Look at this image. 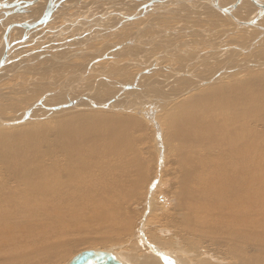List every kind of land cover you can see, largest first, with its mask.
<instances>
[{
	"label": "bare ground",
	"instance_id": "bare-ground-1",
	"mask_svg": "<svg viewBox=\"0 0 264 264\" xmlns=\"http://www.w3.org/2000/svg\"><path fill=\"white\" fill-rule=\"evenodd\" d=\"M2 1L4 0H0V3ZM8 1L9 0L5 2ZM198 1L199 0H146L143 3L140 1V8H136L134 12L128 15L121 9V11L114 8L111 10L109 9L110 11L103 9V5L102 10L107 11L94 14L98 17L96 21L97 24L101 22L99 25L105 26V29L102 28L100 31L103 32V35L97 38V40L101 42V40L108 41V38L111 39L112 33L104 36L106 33L104 31L111 27L108 26V20H110L111 17L120 16V26L131 21L128 24L135 23L133 25L134 27L141 28L142 25L147 23L145 22L146 16L153 19V15L162 16L164 13H170V11L167 10L169 6L165 7L164 13L160 11L165 2L166 4L172 2L175 4V7H180L182 4L186 6L187 4L189 5V9H191L190 4L195 8L196 2ZM235 1L236 0H220V5L228 7L233 5ZM262 1L264 2V0ZM42 2H45V6H43L45 7L44 11H46L48 0H38L33 5L25 7L19 13H13L15 8H7L0 11V28L3 29L0 41H2L4 37V45L0 42V46L4 47L1 53L2 55L4 54L7 44L9 43L10 45L6 64L0 69V72H3L6 67L10 66L8 63L11 58L10 55L15 53L14 48L16 47H14V45L18 43V41H20L19 44H21V41L23 42L21 45H29V42L26 43L24 41L31 38V41L36 42L41 39L48 30L50 32L59 30L57 28L58 26L51 28V25L55 22L56 10L58 9V0H54L55 7L48 22L30 30L26 29L23 33L24 35L21 36V39H16L17 41L10 39L11 34H13V31H18L17 29L21 27L23 28V25L21 27L16 25L6 36V31L10 24H23V22L33 24L42 17L45 12L41 9L43 15H39L38 18L33 20L29 18L34 12H40L38 10V12L34 11V8L38 7L40 9ZM102 3L99 4L102 5ZM110 4H112L111 1ZM105 5L109 6L107 4ZM64 7L65 6H63V8ZM173 7L170 10H173ZM62 9L60 11H63ZM213 9L215 12L216 9ZM257 10L258 7L254 2L251 0H243L233 14L235 17L242 20H252ZM10 12H12V14ZM157 12L162 14H157ZM200 12L202 11L200 10ZM9 13L12 16H10ZM218 13H220V11ZM94 15L92 17L90 16L91 18L89 21L94 20ZM188 15L187 13L186 16ZM223 15L226 17L227 21L225 20V23H220L219 21L221 19H219L217 22H219L220 26L217 29H224L226 32L211 36V32L206 29L209 26H205L206 28L204 29L194 24L191 30L194 34L197 33L201 35L200 39L195 41L196 38L193 37L195 39L191 38L186 41L184 40V45L182 47L178 48V46H176L177 48L175 50H177L178 53L172 51L168 53L165 52V54H155L152 57L149 55L151 60L149 59L150 62H147V64L138 60L133 61L137 66L139 65L142 67V71L143 68L147 70L153 69L154 73L159 72L163 74L162 76L166 77L167 75L170 76L171 79L175 77L177 84L181 86L176 92L174 91V94L177 96H171L170 94V98L167 101L166 98L168 99V96L166 98H161L162 100L155 97L144 98V95L139 94V89L135 88L137 80H139L137 77L134 81L135 83L130 86L120 80L111 79L112 81H106V84L102 83L100 87L97 83L98 78L96 79V77H94L93 79L97 81L90 90L87 83L90 81V75H92L94 71L92 64L109 56L107 55L104 57L107 53H102L104 55L96 57L94 62L88 65L87 73L85 70V72L74 71L72 75L74 82L72 84H67L71 77L68 74L65 76L64 80L53 85L55 90L52 91L49 90L50 88L46 87L47 89L38 93L39 97L37 96L38 98H34L35 100L32 103H29V105L27 104L25 110L22 112L23 114H19L17 117L2 118L1 115L3 114L0 113V130H6V128L22 126L24 124L27 125L29 121L33 122L35 120L44 119L45 115L47 117L53 115L51 117L52 121H57L55 118L61 115H63L61 118L68 115L74 116L59 121V123L54 125L55 135H57V138L53 140L55 171L50 163L52 155L43 157V159L38 161H36L37 156L31 157L25 155L21 164H17L15 167L11 166L9 170L3 166L4 158H0V168L6 172L8 171L7 175H3V178L0 179V264H64V259L72 252L73 248L81 245H90L91 239L94 240L92 242L93 244H95V240L99 238L106 239V243L117 241L114 245L109 244L110 246L108 249H100L111 250L117 253V247H123L128 242L132 244L134 241L138 240L139 237L141 241H139L134 248H126V251H124L122 255L120 254L125 264H224L225 262H228L227 264H264V116L261 115L264 104L261 102V95L258 93L253 94L250 88H245L246 95L244 98L238 95L237 97L233 96L234 99H232L233 90L219 92L218 90L213 91L210 89L213 91V95L205 97L198 102L190 101L177 105L174 110H169L167 114L163 116L161 121L163 127H165V130L168 132V138L166 136L167 143L171 142V144L174 145V161L170 162L171 159H167V162L171 164V169L162 179L167 189L161 190L159 196L162 197L161 199H164V197L170 198L174 203V207L181 202L182 206H180V209L172 207L166 209L165 206H157L152 209V203L155 202L153 199L154 191L156 188L161 187L158 175L161 174V169L164 164L163 153L165 152L164 145H162L160 141L161 129L157 121L154 120L159 114L154 110V107H156L157 104L166 106V104L173 102V98H180L182 94L184 95V93L190 92L195 89L196 86L203 87L202 84H216L225 77L228 79H236L239 75L237 72L243 74L248 72L247 69L253 72L264 71L260 68V66H264V47H261L257 48L255 51L252 61L250 60L249 62L248 60L249 63H244L243 67H249L247 69L242 70L237 67L239 70H235L234 68L227 71L225 69V64H232V61L230 62L227 60L228 63H224L225 60L217 61L218 59H216L215 61L217 62H215L214 65L213 59V66L211 67L221 63L219 70H217L213 77L207 78V76L212 75L213 72L208 74L207 70H205L207 74L204 73L201 77L198 75L200 72H196L197 75L195 76L198 79L195 78L197 80L194 82L191 80L188 71H193V67L191 70L189 69V65L191 67V63L193 62L204 65L206 58H209L211 61L209 56L204 57L207 55L205 53L208 52V50L216 48L212 51V54L214 56L216 55L215 58H218L217 53L214 54L215 52H219V54L222 55L225 53L224 55L227 54V56L228 53L230 56V54L232 55L234 52H240L242 54L245 52H252L258 44L261 45V43H263L261 41L263 40L262 38H264V30L260 29L257 25L237 26L229 16L226 14ZM73 16L75 17V15ZM65 19L63 22H67ZM79 21L80 20L75 19L73 22L67 24L70 26L69 28H71L72 25L74 26L76 23H80ZM210 23L212 24V20ZM258 24L264 26V15L258 21ZM212 27L215 26L213 25ZM113 28L115 29L116 26ZM127 29H129V27H127ZM90 31L87 30V33ZM164 31L166 36L176 33V30H173V28H165ZM182 32L185 31L182 30ZM214 32H217V30H214L213 33ZM240 32L243 34L239 35L238 33ZM85 33L86 32H84L82 36H84ZM59 34L60 33H56V37H58L57 35ZM224 34L229 35V38L227 39ZM249 34H252V36H250L251 38H249ZM48 37L50 38V35H48ZM60 40L62 41V39ZM59 41H57V43ZM148 41L146 43H148ZM126 42H118L120 45H118L117 42H109L108 44H104L105 46L102 44V47L98 48V50L102 49V52H109L113 48L112 52L123 55L128 52L129 48L123 47ZM149 43H151V41ZM159 43L162 42L160 41ZM189 43L194 46L188 45ZM130 45L132 46V44ZM142 45L143 43H140L139 46ZM34 48L36 47H33V49ZM144 48L140 49L138 52L145 55L146 52ZM46 49H48V47ZM53 49H51V51ZM18 50L20 51V49ZM168 50L173 49H166L165 51ZM37 51L39 55H37L38 53L36 54V59H34L35 63L38 62L37 60H39L40 56L43 55L42 53H44L41 48L37 49ZM60 52L63 55L66 54L65 51L61 50ZM137 53L135 57L139 56ZM23 54L25 53H22L20 57H23ZM187 54H189V56L195 55V57H192L194 59L186 63V68L183 67V69H185V71L182 70L183 72L177 71L179 69L175 70L163 65L168 60L172 64L180 60L179 63L183 66L185 63L184 60L186 59V57H183L187 56ZM146 55L148 57V54ZM165 56L168 58H163L161 60V58ZM229 56L226 59H228ZM233 56L234 55H232V57ZM76 57L84 58L75 56L73 59H67L65 63L73 64L75 67L80 65L82 62L74 63ZM219 57L221 58L222 56L220 55ZM233 60L235 59L233 58ZM111 61L112 59H105L103 62L109 64ZM235 62L238 61L236 60ZM261 62L262 64L259 66ZM208 63L205 64L210 67L212 63ZM207 65H204V68ZM182 66L180 65V68H182ZM201 69L202 68L199 70ZM121 72L122 74L125 73L123 71ZM143 72L139 69L138 75L141 76ZM205 78L207 79L204 81ZM258 82L259 81L255 79L253 84L256 85ZM189 83L192 85H188ZM183 84L186 85L184 88H182ZM159 85H161V83ZM86 88L87 94L84 92ZM94 93L96 94L93 95ZM59 94L66 96L67 99L65 98V100H63L64 97H57ZM70 94H73L75 97L69 98ZM106 96H108V98H104ZM53 98L62 101L58 104L52 103V101H54ZM214 99L220 100V103L216 107H211V102ZM14 105L16 104L14 103ZM10 106L13 105H11V103L0 104V111ZM129 106L130 108H128ZM208 106L213 109L208 108ZM218 106L219 109H217ZM113 111L115 113L132 116L127 118L114 115V117H112L104 116L99 113L103 112L110 115L114 113ZM134 112L141 115L143 119L136 120ZM81 115L86 116L81 117ZM9 122L13 124H8ZM149 127L151 131H153L150 138H142L143 142L134 137L135 129L149 130ZM52 131V129L48 130L44 125L33 126L22 130L23 134L19 136L0 133V142L6 145L12 141L14 143L13 149L18 150L23 148L24 143H29L35 137L42 135V133L47 134ZM147 141L152 144V147H154L156 151L155 161L157 165L152 169V173L149 168L150 164H145H148V161L141 158L142 149L138 147V144L147 143ZM40 146L46 147L47 143L42 141ZM175 152L178 153L177 157L175 156ZM206 152H213V154L210 155ZM140 158L142 163L139 161ZM46 161H48L49 164H47ZM142 188H144L146 192L148 204L146 211L152 209V211H155V214L166 213V216H159L158 220L160 222L166 219L167 222L165 223L178 224L179 218H184V221H188V217L184 211L188 212V224H183L182 228L186 231V234L189 235L190 241L193 244L192 247L195 250L194 252L198 254V258H191L190 256L184 258L183 254L177 252L175 248L168 249L169 243L154 231L148 234L150 238L148 240L142 231L145 221L144 218H146L145 213L142 214L144 218H139L137 220H130L128 218L129 211H127V205L134 200V197ZM182 191L184 192V197L182 196ZM153 217L156 218V216ZM137 228L139 233L135 236L134 231ZM158 231L162 234L165 232L163 227H159ZM198 238L200 239L201 248H195V241ZM176 239L179 240L178 238ZM206 243L210 246L207 250L202 247V245ZM141 251H143V253Z\"/></svg>",
	"mask_w": 264,
	"mask_h": 264
},
{
	"label": "rangeland",
	"instance_id": "rangeland-1",
	"mask_svg": "<svg viewBox=\"0 0 264 264\" xmlns=\"http://www.w3.org/2000/svg\"><path fill=\"white\" fill-rule=\"evenodd\" d=\"M94 1L95 0H68V1L67 0H64V1L63 0H58V3H57L58 9L56 10L55 22H54L53 25H51V28L52 27L55 28V27L58 26L57 28L59 30H57L56 32H50L49 30L48 31L46 30L47 31L46 34H44L41 37V39H39L36 42L31 41V38L27 39L28 41L25 40L24 42H26V43L29 42V45L28 44L21 45V44H23L22 41H21V44H19L20 41H18V43H16L14 45V47H16L17 49L14 48L15 49L14 52L16 54L14 53V54L10 55L11 58L9 59V62H8L10 64V66L6 67L3 72H0V92H1L0 93V95H1L0 96V99H1L0 100V104L11 103V105H13V106H10L7 109L5 108V109H3V110L0 111V113L3 114V115H1L2 118L15 117V116L17 117V116H19V114L20 115L23 114L22 112H23V110H25L27 104L29 105V103H32L35 100L34 98H36L37 96L39 97L38 93L43 92L44 89H47L46 87L50 88L49 90H52V91L55 90L53 85H56V83L58 84L59 81L64 80L65 79V76L68 75V74L71 77H70V80L67 82V84L68 83L69 84H72L74 82V78L72 76L74 74V71L77 70V72L78 71H82L83 72L85 70L86 73H87V67H88V65L89 64H92L94 62V60H95L96 57H99L101 55H104L102 53H107V54L104 55V57L107 56V55H109V56H107L103 60L96 61V62H94V64H92V67H94V71H93L92 75H90V77L92 78V80L90 78V81L87 83V86H88V88H90V90L93 88L94 83H96L97 80H98L97 83L99 84V87L102 85V83H105L106 81L107 82L109 80L112 81L111 79L120 80L121 82H123V83H125V84H127V85L130 86L131 84L135 83L134 81L136 80V77H137V78H139V80H137V83H136L135 88L136 89H139V92H140L139 94L144 95L145 96L144 98H146V99L147 98H154V97L155 98H158V99H161V98H166L168 96V99L166 98V101H167L170 98V96H169L170 94H171V96H175V97L177 96L174 93L181 86L180 84H177V82H176L177 80H175V77H174V79H171L170 76H167V75H166V77L165 76H162L163 74H160L159 72H158L159 74L158 73H154L153 69L152 70H150V69L147 70L146 68H143V71H144L143 72L142 71V67H140L139 65L137 66L135 63H133V61L138 60L140 62H143V63L147 64V62H150L149 59H150V56L153 53H157V54H160V53L162 54L163 53V54H165V52L168 53V52H172V51L178 53V51L175 50L177 48L176 46H178V48L179 47H182L184 45L183 44L184 43V40L186 41L187 39H191V38L192 39H195L196 38L195 41H197V40L200 39L201 35H198L197 33L194 34L193 31L191 30L192 29V26H194V24L197 25V26H199V28L201 27V28H204V29L209 26L206 29L209 30V32H211V36L212 35H215V34H218V33L221 34L223 32H226V31H224V29H221V30L220 29H217L220 26L219 25V22L220 23H225L224 21L225 20L227 21L226 17L222 14V12L220 11V13H218L219 10L218 11L215 10V12H214V9L210 5L209 1L207 2V0H201V2H202L201 3L200 0H199L198 1L199 4H198V2H196L195 8H193L192 4H190V6H191L190 8L191 9H189V5H187V4H186V6H185V4L184 5L182 4L183 7L182 6H180V7H177L176 6L175 7V5H173L175 7V9H174V7H173V10H170L172 8H168L167 9L168 11H170V13H164L163 12L164 14H162V13L157 12V14L158 13L159 14H162V16L161 15L160 16L159 15H153L152 16V17H154L153 19H151L148 16H146V18L148 17L147 19L145 18V22H147V23L144 24L145 26L142 25V27L144 26L143 27V30H142V27L141 28H138L136 26L134 27L133 25L135 23L128 24L131 21L128 22L127 24L124 23L125 25L122 24L120 26V23H121L120 22L121 21L120 18L121 17L120 16L111 17L113 19L110 18V20H108V22H109L108 23V26H111L112 28L111 27L110 28H107L106 27L107 29H106V31H104V32H106L104 36L110 35L112 33V36L113 37L111 36V39L108 38L109 39L108 41H102L101 40V42H100V40H97V38H100L103 35V32H100V31H101L102 28L105 29V26L99 25V23H101V22H98V24H97L96 21L98 20L97 19L98 17L96 15H94V14L101 13L103 11L102 10V8H103L102 6L103 5H104V8L103 9H107V10L110 9L111 10L112 8H114V9H117L118 11H121L122 10L124 13H126V15H128V14L134 12L136 8H140L139 7L140 4L143 3V2H145L146 0H105V1L104 0L103 1L102 0H97L98 2L97 1L94 2ZM110 1H111L112 4H110ZM113 1H115V2H113ZM140 1H141V3H139ZM73 2H75L77 4H75ZM205 2H206V4H205ZM44 3L42 2V4H41L42 6H40V9L38 7L37 8H34V11H37L38 10V11H40L39 12L40 14L33 11L34 13L29 16V18H31V20L38 18L39 15H41L43 13L44 8H45L44 7L45 6ZM99 3H102V5L99 4ZM105 4H107L109 6H106ZM63 6L68 7V8H65V7L63 8ZM166 6H168V5L165 2V4L162 7V9H164ZM205 6L207 7V9H206ZM59 7H61V8H59ZM157 7H158V5H157ZM185 7H188V8H185ZM72 8H73V10H72ZM61 9L63 11H60ZM66 9H68V10H66ZM208 9H212V10H208ZM107 10H104V11H107ZM189 10L192 11V12H190ZM200 10L202 12H200ZM205 10H207V11H205ZM41 11H42V13H41ZM194 11H195V13H194ZM203 11H205V12H203ZM187 13L189 14L188 16H186ZM199 13H203V14H199ZM92 14L95 16V18H94V20L89 21V19L93 16ZM73 15H75V17ZM206 15H207V17H206ZM10 16H12V15H10ZM215 16H217V17H215ZM80 17H82V18H80ZM198 17L200 18V20H199ZM63 18L64 19L66 18L65 20H67V22L64 21L65 22L64 23L63 22V20H64ZM75 19L80 20L79 21L80 23H76L74 26L72 25L73 29H72V27L69 28L70 26H68L67 23L73 22ZM219 19H221L223 22L221 20L219 21ZM71 20H73V21H71ZM202 20L204 21V23H203ZM211 20H212V24L210 23ZM217 21H219V22H217ZM92 24H93V26H92ZM213 25L215 27H212ZM63 26H64V28H63ZM114 26H116V28H115L116 31L113 28ZM127 27H129V29H127ZM3 28H4V26H3ZM165 28L166 29L173 28V30H176L175 31L176 33L175 34L170 35L172 37V39H171L170 36H166L165 35V31H164ZM17 30L18 31H13V34H11V37H10L11 40L17 41L16 39H19V38L21 39V36L24 35L23 33L26 30V28H24V27L22 28L21 27V28H19ZM19 30H20V32H19ZM87 30L90 31V32L87 33ZM107 30H109V31L111 30V31L109 32ZM136 30H137V32H136ZM182 30L185 31V32H182ZM214 30H217V32H214L213 33ZM81 31H82V33H81ZM134 31L136 32V34H135ZM2 32H3V29L0 28V36H2ZM84 32H86V33L84 34V36H82ZM131 32H132V34H131ZM180 32H181V34H180ZM18 33H20V34H18ZM56 33H60L57 36L60 39H62L63 42L58 37H56V35H55ZM51 34H53V35H51ZM139 34H141V35H139ZM185 34H188V35H185ZM238 34L240 35V34H243V33L240 32ZM48 35H50V38L48 37ZM140 36L143 37V38H141ZM224 36L227 39L229 38V35H227V34H224ZM248 36H249V38H251L250 36H252V34H249ZM53 37H55V38H53ZM161 37H162V39L164 37V39H166V40H164V39L162 40ZM193 37H195V38H193ZM52 38L53 39H56L57 38V39L56 40H53ZM210 39H211V37H210ZM262 39L263 40L261 42L264 43V38H262ZM41 40L43 41V43H42ZM3 41H4V37H3V40L0 41L2 45H4V42ZM57 41H59V42L57 43ZM126 41H128V42H126ZM147 41H148V43H146ZM150 41H151V43H149ZM160 41L162 43H159ZM173 41H175V42H173ZM53 42L55 43V45H54ZM109 42H113V43L114 42H117V43L118 42H120V43L121 42H126V44L123 45V47L124 46H125V48H128L129 47L130 49L128 48V52L125 53V54H123V55H118V53L112 52V49L113 48L109 52H102V49L98 50V48H101L102 47V44L103 45L104 44H108ZM139 42L141 44L143 43V45L142 46H139L140 45ZM30 43H32V44H30ZM263 43H261V45L258 44V46H256L252 50V52H245L244 51L245 53H242L243 55L240 52L239 53L238 52L237 53L234 52L232 54L234 56L232 57V55L230 54V56H231L230 57L229 56V53H228V56H229L228 59H226L228 57L227 54L224 55L225 53H223V55H222V54H219V52H215L214 53V54L217 53V57H218V58H215L216 55L214 56L212 54L213 53L212 51H214L216 48H213L211 50H208L209 53L206 52L205 54H207V55H205L204 57H206V56L208 57L209 56L211 58V61H210L209 58H206L205 60L207 62L204 60L205 61L204 62V65H207L205 63H208V62H209L208 64H211L212 63L210 65V67H209V65H207L204 68V65L203 64L199 65L197 62L196 63L193 62V63H191V67L189 65V69H191L193 67L192 68L193 71H188L190 73L189 77L194 82L195 80L198 79L195 76V75H197L198 72H200V73H198V75L201 76V77L204 75V73L207 74L205 70H207L208 74H210L211 72H213V74L212 75H208L207 78L213 77L216 74L217 70H219V68H220L219 66L221 64V63H219V65H216L214 67H211V66H213V62H212L213 59H214L213 60L214 61V65H215V62H217L219 60L220 61H224L225 60L224 63H226V62L228 63L227 60H229L230 62L232 61V64H229V65H226L225 64V66H226L225 69L227 71H229L230 69H234V68L236 70L237 67L239 69H242V70L243 69H247L249 67H245V66L243 67L244 63L246 62V64H247V63L250 62V60L251 61L253 60V58H254L253 56L255 55L254 53L257 50V48L264 47L263 46L264 45ZM130 44H132V46ZM174 44H175V46H174ZM53 45H54V47H53ZM118 45H120V44L118 43ZM167 45H168V47H167ZM169 45H170V47H169ZM135 46H136V48H135ZM33 47H36V48L33 49ZM45 47L46 48L48 47V49H46ZM60 47H62V48H60ZM80 47H81V50H80ZM123 47H121V48H123ZM144 47L147 48V49H145ZM39 48H41L44 53H42L43 55H41L40 58H39V60H37L38 62L35 63L34 62V59H36V56L39 55V53L37 51V49H39ZM53 48H55V49H53ZM143 48H144V51L146 52L145 55L144 54H140V52H138L140 49H143ZM163 48H164V50H163ZM18 49H20V51ZM51 49H53V50L51 51ZM166 49H173V50L165 51ZM180 49H182V48H180ZM2 50H4V47L3 46L2 47L0 46V56L2 55L1 54L3 52ZM31 50L32 51L34 50V51L32 52ZM61 50L62 51H65L66 54L63 55L60 52ZM99 51H100V53H99ZM22 53H25V54L22 55L23 57H20ZM48 53H49L50 56L48 55ZM136 53H137V55H139L138 57H135V54ZM40 54H41V52H40ZM59 54H60V56H59ZM146 54H148V57H147ZM45 55H46V57H45ZM218 55L219 56L221 55L222 57L220 58ZM75 56L84 57V58L76 57V59L74 60L75 61L74 63H76V62L81 63L82 62L80 65H78V66L75 67L73 64L65 63V62H67L66 61L67 59H73V57H75ZM123 56L126 57V58H124ZM185 57H186V59L184 60L185 63L183 64V66H182V64L179 63L180 60L173 62V64L170 63V61L168 60L166 62L167 64L165 63L163 65H166L169 68H173L175 70L176 69H179L177 71H180V72L182 70L185 71V69H183V67L186 68L185 67L186 63L190 62V60H193L194 58H192V57H195V55L189 56V54H187V56H184L183 58H185ZM212 57H214V58H212ZM243 57H244V59H243ZM165 58H168V57L165 56ZM233 58L235 60H233ZM105 59L106 60H108V59L111 60L112 59V61L109 62V64H108L106 62H103V61H105ZM118 59H120V60H118ZM216 59H218V60L215 61ZM125 60H126V62H125ZM236 60L238 62H235ZM241 60H242L243 63L241 62ZM243 60H245V61H243ZM248 60H249V62H248ZM233 62H235V63H233ZM181 63H182V61H181ZM237 63L238 64L240 63V64L238 65ZM149 64L152 65L151 63H149ZM177 64H178V66H177ZM196 64H198V65H196ZM261 64H262V62L259 63V66ZM66 65H68V66H66ZM180 65L182 66V68H180ZM234 66H236V67H234ZM65 68H67V69H65ZM197 68H199V69L202 68V69L199 70ZM260 68L264 70V66L263 65L260 66ZM139 69L141 70V72H143L141 74V76L138 75V70ZM239 69H237V70H239ZM30 70H32V71H30ZM197 70H199V71H197ZM121 71H123L125 73L122 74ZM247 71L248 72H245L243 74H240L239 72H237L239 75L237 76L236 79H228L227 77H225L220 82H218L216 84H210V85L202 84L203 87H200V86L197 87L196 86L195 89L191 90L190 92L184 93V95L182 94V96L180 98H173V100H172L173 102L172 103H168V104H166V106H163L162 104H157L156 107H154V110H156L157 113L159 114L156 118H154V120L157 121V124L159 125V127L161 129L160 130L161 131L160 141H161V144L164 145L165 152L163 153V157H164L163 158V163L164 164H163V167L161 169V174L158 175V177L160 178L159 179V183H161V187L156 188L155 191H154L153 199L155 200V202L152 203V209L155 208V207H157V206H165L166 209L169 208V207H172V208H175V209H180L181 208L180 206H182V202H181L179 205H176V207H174V203L171 201L170 198L168 199L167 197H164V199H165L164 200V199H161L162 198L161 196H159V192L161 190H166L167 189L164 181H162L163 177L166 174H168L170 172V169H171L170 168V165L171 164L169 162H167V159L170 158L171 159L170 162L174 161V153H173L174 145H172L171 142L167 143L168 132L165 130V127H163V124H162V121H161V119L163 118V116L165 114H167V112L169 110H174V108L177 107V105H181V104H184V103H187V102H190V101H197V102L198 101H201L205 97H209V96L213 95L212 92L215 91V90H218L219 92L233 90L232 99H234L233 96L234 97H237L238 95H241L244 98L245 95H246L245 88H247V89L250 88L251 91L253 92V94L254 93L255 94L258 93V94L261 95V102L264 104V71L263 72H260V71L253 72V71H250L249 69H247ZM7 73L8 74L10 73L9 74L10 76ZM233 73H235V72H233ZM105 75H107V76H105ZM99 76H101L102 78L99 77ZM94 77H96V79L97 78L98 79L95 80V79H93ZM108 77H109V79H108ZM195 78H197V79H195ZM207 78H205L204 81ZM167 79H168V81H167ZM255 79H257L259 81L256 85L253 84V81H255ZM50 81H52V82H50ZM149 81H150V83H149ZM160 83H161L162 87H161V85H159ZM184 84H183L182 88H184V86H186ZM188 85H192V84L189 83ZM210 89H212L213 91H211ZM13 90H15V91H13ZM86 90H87V88L84 90V92H86V94H87V91ZM200 90H202V91H200ZM154 91H155V93H154ZM197 91H200V92H197ZM95 94L96 93H94L93 95H95ZM110 94H111V92H110ZM59 96L64 97L63 100H65V98H66V96H63L62 94L57 95V97H59ZM72 97H75V96L73 94L72 95L70 94L69 95V98H72ZM104 98H108V96H106ZM18 99L20 100V104H19V100ZM53 99H54V101H52V103H56V104H58V103H60L62 101L60 99H55V98H53ZM146 99H143V100H146ZM161 100H160V102H161ZM14 103L16 105H14ZM219 103H220V100L214 99L211 102V107H216ZM211 107L208 106V108H211ZM128 108H130V106ZM211 109H213V108H211ZM217 109H219V106L217 107ZM102 111H105V110H102ZM106 112H108V111H106ZM113 112H110V113H113ZM99 113L101 115H104V116H112V117H114V115H116V116H123V117H127V118H130L132 116V115L131 116H128L127 114H122V113H115V112L113 114H110V115L105 114L103 112H99ZM86 114H88V113H86ZM261 115L264 116V109L261 111ZM52 116L53 115H49V117H47L45 115V118L44 119L35 120L33 122L32 121H29L28 122L29 124H27V125L24 124L22 126H17V127H12V128H6V130H0V131H3V132H0V133L13 134L14 136H19V135L23 134L22 130H24L25 128L33 127V126L35 127V126H42V125H44V126H46L48 128V130H51V129L53 130L51 133H49V132L47 134H43L42 133V135H40L38 137H35L29 143H27V142L24 143L23 148H20L18 150H14L13 149L14 148V143L12 141H10L6 145L1 144V142H0V158H4L3 166L5 168H7L9 170L11 166H14L15 167L17 164H21L22 163V159H23V157L25 155L31 156V157L37 156L36 161L43 159V157H47L49 155H52L51 160H50V163L53 166V169L55 171L53 140L57 138V135H55V127H54V125L57 124V123H59V121H62V120L68 119V118H72L74 116L68 115V116H65L64 118H61V117H63V115H61L58 118H55V120H57V121H52V119H51ZM85 116L86 115H81V117H85ZM134 117H136V120H142L143 119V117L141 115H139L138 113H135V112H134ZM47 119H49V120H47ZM34 123H36V124H34ZM152 132L153 131H151V128L150 127H149V130H144V129L139 130V129H135L134 137L135 138H138V139H140V140L143 141V139L145 137L147 139L150 138ZM166 136H167V138H166ZM42 141H45L47 143V146L46 147H43V146L41 147L40 146L41 143H42ZM138 147H140L142 149L141 158H144V159H146L148 161V164L147 163H145V164L146 165H149L150 164L149 168L151 169V173H152V169L157 165V163L155 161L156 151H155L154 147H152V144L149 143L148 141H147V143H140V144H138ZM204 151H208V150H204ZM206 153L207 154H210V155L213 154V152H206ZM177 155H178V153L175 152V156L176 157H177ZM9 158H10V160H9ZM141 158H140L139 161L142 163ZM0 161H1V159H0ZM46 163L49 164L48 161H46ZM143 165H144V163H143ZM0 166H1V164H0ZM7 173H8V171L6 172L2 168H0V179L3 178V175L6 176ZM182 196L184 197V192L183 191H182ZM147 205L148 204H147V199H146V192H145V189L144 188H142L140 190V192H138V194L134 197V200L127 205L128 206L127 207V211H129L128 218L130 220H137L139 218H144L142 214L145 213V215H146L145 217L146 218H144L145 221H144V227L142 228V231H143V234L147 237V239L148 240L150 239L148 234L151 233L152 231H154L157 235H159L162 239L166 240L169 243V245L167 247L168 249L175 248L177 250V252H180L181 254H183L184 258H187L189 256L191 258H193V257H197L198 258V254L196 252H194L195 250L192 247L193 244L190 241L189 235L186 234V231H184L183 228H182L183 224L184 225H187L188 224V221H189L188 212L184 211L185 214L188 217V221L187 220L184 221V218H179L178 224H171V223L169 224V223H165V222H167L166 219H164L162 222H160L158 220L159 219V216H166V213H160V214L158 213V214H155V211H152V209L146 211ZM151 211H152V213H151ZM153 216H156V218L153 217ZM159 227H163V229L165 230V232L163 234L158 231V228ZM137 230H138V228L134 231V235L135 236L138 235V233H139ZM176 238H178L179 240H177ZM105 240L106 239L99 238L98 240H95V244H93L92 242L94 240L91 239L90 240L91 241V244L90 245H81V246H77V247L73 248L72 252L69 255H67V257L64 259V264H68V262L76 254H78L82 250H86V249H94V250L108 249V247L110 246L109 244L114 245V244L117 243V241H113L111 243H106ZM139 241H141L140 237H139L138 240L134 241L132 244H130L128 242L123 247H121V246L117 247V251L118 252L115 253V254H118L119 253L118 255L121 258V255L123 254L124 251H126V248H134L135 245ZM195 242H196V247L195 248H201L200 247V245H201L200 239L198 238ZM202 247L204 249H206V250L208 248H210V246L207 243L206 244H203ZM141 252L143 253V251H141ZM145 253H147V252H145ZM227 263L228 262H225L224 264H227ZM182 264H184V263H182Z\"/></svg>",
	"mask_w": 264,
	"mask_h": 264
},
{
	"label": "water",
	"instance_id": "water-1",
	"mask_svg": "<svg viewBox=\"0 0 264 264\" xmlns=\"http://www.w3.org/2000/svg\"><path fill=\"white\" fill-rule=\"evenodd\" d=\"M7 0H4L0 3V11L7 9V8H15L13 13H18L21 10H23L27 6L33 5L38 0H9L8 2H5ZM212 5L213 8L216 10L218 9L223 14H226L231 18L237 26H254L257 25L260 29L264 30V26L259 25L258 21L262 18L264 15V2L261 0H251L254 2L258 10L254 16V19L252 20H242L240 18H237L234 16L233 12L235 9L242 3L243 0H236L233 5H230L228 7L220 5V0H207ZM54 0H48L47 2V8L45 11V14L40 17L37 21H35L33 24L24 23L23 24H10L6 31L7 34L15 27L18 26H24L26 29H33L36 27H39V25L46 23L50 20L53 10H54ZM12 14V12H10ZM9 13V15H10ZM25 24V25H24ZM9 43L6 46V49L4 51V54L0 58V69L6 64V58L9 54ZM27 117V116H26ZM15 123V122H14ZM8 124H13L9 122ZM68 264H125V262L119 257L118 254H115L111 250H94V249H87L82 250L78 254H76L69 262Z\"/></svg>",
	"mask_w": 264,
	"mask_h": 264
},
{
	"label": "crops",
	"instance_id": "crops-1",
	"mask_svg": "<svg viewBox=\"0 0 264 264\" xmlns=\"http://www.w3.org/2000/svg\"><path fill=\"white\" fill-rule=\"evenodd\" d=\"M167 5L169 6V7H167V8H172L173 7V5H175L174 3H172V2H169V3H167ZM172 6V7H171ZM159 8V7H158ZM160 11H162V12H164L165 11V8L164 9H160ZM146 16V15H145ZM171 29V28H170ZM188 45H190V46H194V45H192L191 43H189ZM155 54H157V53H153L152 55H151V57L153 56V55H155ZM150 57V58H151ZM163 58H165V57H162L161 58V60L163 59Z\"/></svg>",
	"mask_w": 264,
	"mask_h": 264
}]
</instances>
